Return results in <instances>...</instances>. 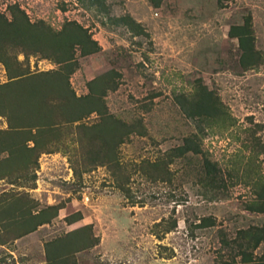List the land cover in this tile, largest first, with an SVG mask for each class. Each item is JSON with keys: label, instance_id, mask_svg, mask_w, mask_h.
Returning <instances> with one entry per match:
<instances>
[{"label": "rangeland", "instance_id": "1", "mask_svg": "<svg viewBox=\"0 0 264 264\" xmlns=\"http://www.w3.org/2000/svg\"><path fill=\"white\" fill-rule=\"evenodd\" d=\"M66 62L100 111L28 150L11 83ZM262 230L264 0H0V264H264Z\"/></svg>", "mask_w": 264, "mask_h": 264}, {"label": "trees", "instance_id": "2", "mask_svg": "<svg viewBox=\"0 0 264 264\" xmlns=\"http://www.w3.org/2000/svg\"><path fill=\"white\" fill-rule=\"evenodd\" d=\"M75 28L79 31L81 30L79 26H75ZM239 40L241 41L242 38H239ZM247 40L249 39H245L246 42ZM70 71V64L66 62L62 68L56 70L27 75L23 73L17 74L18 78L11 83L18 88L25 86L23 87V92L19 91L18 95L16 94L19 104L16 103V100L15 102L12 101L14 104L8 109L7 113L10 116L8 118L15 122V125L12 127L18 129L26 127L34 128V132L31 134L30 138L26 139L33 143L31 147L27 148L28 150H33L35 146L39 145V135L43 132H47L50 128L55 127L59 123L66 124L75 122L82 118L85 113L100 111L98 106L87 108L86 105L88 102L86 103L84 98H79L74 95L68 83V73ZM107 74L108 72L103 73L96 77L94 81L97 82V80H101V78ZM87 98H90V96ZM92 99V102L89 101L90 104L95 105L94 103H97L100 105V97ZM54 111H56L59 120L57 122L52 120ZM102 119L104 124L107 122L106 120L111 119L116 133L115 136H113L115 140H112V143H120L122 136L128 133L126 124L113 119L109 115L103 116ZM103 130H106V125L102 126V131ZM194 138V136L184 137L181 144L172 149V154L169 155V157H171L170 159H172V157L184 156L186 153L199 154V142ZM103 140L105 143L108 142V139L104 136ZM200 168L205 176H210L215 173L213 163L206 158H203L201 161ZM70 234V232L66 233L65 236L68 237ZM259 239L261 238H258L256 242L260 241ZM65 242L66 244H62L59 243V241H54L44 245V254L46 258L44 264H68L74 252L86 247L81 245L77 246L78 248L74 250L72 249L73 246H69L67 241Z\"/></svg>", "mask_w": 264, "mask_h": 264}]
</instances>
